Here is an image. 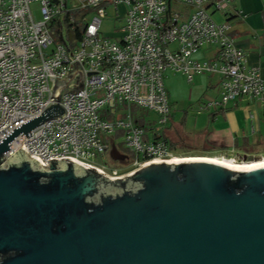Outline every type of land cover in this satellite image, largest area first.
I'll return each instance as SVG.
<instances>
[{"label":"built area","instance_id":"built-area-1","mask_svg":"<svg viewBox=\"0 0 264 264\" xmlns=\"http://www.w3.org/2000/svg\"><path fill=\"white\" fill-rule=\"evenodd\" d=\"M228 5L227 0H72L70 7L69 0H0V143L58 104L52 97L56 78L66 80L74 63L85 76L83 91L62 95L59 105L66 114L36 127L29 138L18 136L4 160L24 149L41 168L71 161L112 179L172 160L165 83L171 73L188 82L219 77V97L201 107L225 110L243 100H263L261 68L249 64L230 23L213 18L212 9L222 13ZM108 9L123 21L116 38L102 34ZM234 15L245 18L240 11ZM206 49L212 58L200 57ZM249 119L255 131V115ZM118 139L130 155L125 171L96 166ZM226 154L219 158L235 155Z\"/></svg>","mask_w":264,"mask_h":264},{"label":"water","instance_id":"water-1","mask_svg":"<svg viewBox=\"0 0 264 264\" xmlns=\"http://www.w3.org/2000/svg\"><path fill=\"white\" fill-rule=\"evenodd\" d=\"M74 67L56 78L58 104L0 143V264H264V167L152 163L112 179L71 161L41 168L24 149L4 160L66 114L62 95L84 89Z\"/></svg>","mask_w":264,"mask_h":264},{"label":"crops","instance_id":"crops-1","mask_svg":"<svg viewBox=\"0 0 264 264\" xmlns=\"http://www.w3.org/2000/svg\"><path fill=\"white\" fill-rule=\"evenodd\" d=\"M227 1L226 11L212 9L213 16L218 23H230L236 45L246 52L249 64L261 68L264 79V0ZM235 11L242 12L245 18L236 17ZM200 57L210 59L212 51L206 49ZM219 80L218 76L204 75L188 82L185 76L172 73L166 77L171 106L168 139L182 142L177 149L208 153L234 150V157L248 158L264 153V98L243 100L225 110L201 107L209 99L219 97ZM250 115L256 117L255 131Z\"/></svg>","mask_w":264,"mask_h":264},{"label":"rangeland","instance_id":"rangeland-1","mask_svg":"<svg viewBox=\"0 0 264 264\" xmlns=\"http://www.w3.org/2000/svg\"><path fill=\"white\" fill-rule=\"evenodd\" d=\"M71 1L69 0V6L71 7ZM38 5L35 4L33 5V9H37ZM178 9H180V6L177 7ZM36 15V19H40V14L38 13V11H36L35 13ZM93 14L89 15V19L92 18ZM215 20H217V17L214 15L213 16ZM77 19L80 20V16L77 15ZM123 26V21L122 20H117L116 16L113 12L112 9H108V16L103 20L102 23V34H105L107 36H109L110 38H116L117 33L119 31V29ZM137 108L133 109V112L135 114ZM146 114L145 111H142L141 115ZM150 118L152 120H156V116L152 113L149 114ZM122 140L118 139V141L116 142V147L119 149V151L121 153H128L127 150L124 148V146H122ZM190 148L187 149H174V153L176 154V156H188V157H179L180 159H186V158H190V157H208V158H214V159H218L227 163H232V164H241V163H248L249 161L254 162L261 160L262 158H264V153H260L257 154L255 157H246V156H235L232 160L230 159H219V157L221 156H227L226 153L222 152V151H215V152H203V151H197V150H191ZM218 157V158H216ZM101 164H106L108 165L110 168H115V169H119L121 171H125L126 167H127V162L121 161V160H114L110 154H108L107 156L97 159L95 165L96 166H101Z\"/></svg>","mask_w":264,"mask_h":264},{"label":"bare ground","instance_id":"bare-ground-1","mask_svg":"<svg viewBox=\"0 0 264 264\" xmlns=\"http://www.w3.org/2000/svg\"><path fill=\"white\" fill-rule=\"evenodd\" d=\"M179 156H174L172 158V160L170 161H155L153 163H183V162H192V161H206V162H210V163H215V164H219L234 170H239V171H251V170H255L261 167H264V158H262L259 161H254V162H248V163H241V164H232V163H227L218 159H214V158H208V157H190V158H186V159H180L178 158ZM218 158V157H216ZM219 159H223V158H219ZM225 159V158H224ZM84 167L89 168L86 165H83ZM93 171H96L98 173H102L100 172V170L98 168H89Z\"/></svg>","mask_w":264,"mask_h":264},{"label":"trees","instance_id":"trees-1","mask_svg":"<svg viewBox=\"0 0 264 264\" xmlns=\"http://www.w3.org/2000/svg\"><path fill=\"white\" fill-rule=\"evenodd\" d=\"M77 26V25H76ZM77 35L80 36V30H79V27H77ZM182 144V142H175V141H172L171 142V147L173 149H177L180 145Z\"/></svg>","mask_w":264,"mask_h":264},{"label":"flooded vegetation","instance_id":"flooded-vegetation-1","mask_svg":"<svg viewBox=\"0 0 264 264\" xmlns=\"http://www.w3.org/2000/svg\"><path fill=\"white\" fill-rule=\"evenodd\" d=\"M122 154L125 155V156H127V159L124 162H128L130 160V155H128L127 153H122ZM110 155L113 158L112 151H110ZM116 156H118V155H116ZM179 157H188V156H179ZM249 162H251V161H249Z\"/></svg>","mask_w":264,"mask_h":264}]
</instances>
